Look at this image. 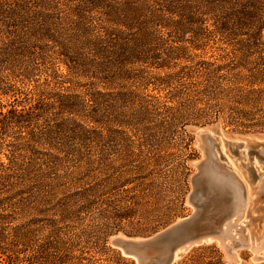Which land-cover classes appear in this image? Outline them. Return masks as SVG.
Wrapping results in <instances>:
<instances>
[{
  "label": "trees",
  "instance_id": "obj_1",
  "mask_svg": "<svg viewBox=\"0 0 264 264\" xmlns=\"http://www.w3.org/2000/svg\"><path fill=\"white\" fill-rule=\"evenodd\" d=\"M263 32L264 0H0V264H113L133 212L95 146L113 143V85L165 93L123 98L121 120L264 132Z\"/></svg>",
  "mask_w": 264,
  "mask_h": 264
},
{
  "label": "rangeland",
  "instance_id": "obj_2",
  "mask_svg": "<svg viewBox=\"0 0 264 264\" xmlns=\"http://www.w3.org/2000/svg\"><path fill=\"white\" fill-rule=\"evenodd\" d=\"M262 41L264 43V32ZM161 74L160 71L154 72V75ZM164 96V92L138 87L133 83L113 85V143L109 139L95 142L97 151L103 149L104 145H113V206H118L121 211L133 210L130 217H125L123 230L116 232L113 228V235L109 238V246L113 249V264L119 252L110 244L114 235L151 237L193 213L194 208L188 203L192 191L191 177L198 173L193 163L205 160V151L214 164L226 163L244 180L249 198L257 201L256 207L250 212L247 208L244 219L239 222L250 242L252 234L260 232L264 226V146H260L264 142L256 145L242 138H264V132H257L259 129L247 133L235 131L225 128L221 121L207 125L194 122L184 127L176 121H164L160 117L150 122L132 118L121 120L117 117L118 111L126 105L123 101L125 97L142 100L143 105L158 109L165 102ZM217 123H221L225 132L241 138L227 139L212 133L218 150L213 153L209 147L206 149L201 144L193 128L211 127ZM227 142L236 146L231 148ZM212 170L208 167L209 172ZM232 233L236 234L237 230ZM218 250L223 254L226 264H259L253 261L250 248L236 251L237 262L228 261L225 250L217 243L193 248L179 257L176 264L188 254V260L201 256L208 262L218 257ZM121 256L124 262L133 260L138 264L132 258Z\"/></svg>",
  "mask_w": 264,
  "mask_h": 264
},
{
  "label": "water",
  "instance_id": "obj_3",
  "mask_svg": "<svg viewBox=\"0 0 264 264\" xmlns=\"http://www.w3.org/2000/svg\"><path fill=\"white\" fill-rule=\"evenodd\" d=\"M193 131L201 144L206 149L209 147L213 153L218 150L212 133L227 139L241 138L225 132L221 123L211 127H195ZM242 138L256 145L264 142V138L260 137ZM227 144L231 148L236 146L230 142ZM260 146H264V143ZM205 156V160L193 163L198 173L191 177L192 191L188 203L194 211L190 216L151 237L135 238L116 234L111 238V246L138 264H176L179 257L193 248L212 243H217L225 250L228 261L237 262L236 251L250 248L253 261L264 262V226L260 232L252 234L250 242L245 229L239 224L245 217L246 209L252 211L257 201L250 200L245 182L226 163L214 164L207 151ZM208 167L213 170L209 172ZM233 230H237V233L233 234Z\"/></svg>",
  "mask_w": 264,
  "mask_h": 264
},
{
  "label": "bare ground",
  "instance_id": "obj_4",
  "mask_svg": "<svg viewBox=\"0 0 264 264\" xmlns=\"http://www.w3.org/2000/svg\"><path fill=\"white\" fill-rule=\"evenodd\" d=\"M231 143V142H230ZM228 166V165H227ZM245 169V168H244ZM244 171V170H243ZM230 173V172H229ZM251 179V178H250ZM244 181V180H243ZM254 182V181H253ZM251 199V198H250Z\"/></svg>",
  "mask_w": 264,
  "mask_h": 264
}]
</instances>
